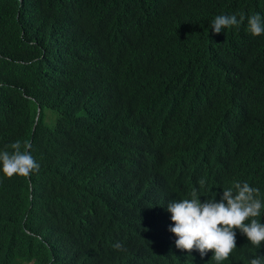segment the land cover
<instances>
[{"label":"trees","instance_id":"16d2710c","mask_svg":"<svg viewBox=\"0 0 264 264\" xmlns=\"http://www.w3.org/2000/svg\"><path fill=\"white\" fill-rule=\"evenodd\" d=\"M239 13L264 0H0V151L39 165L0 164V264H212L167 205L237 182L264 204V35L210 27ZM234 231L220 264L264 257Z\"/></svg>","mask_w":264,"mask_h":264},{"label":"clouds","instance_id":"9594fccd","mask_svg":"<svg viewBox=\"0 0 264 264\" xmlns=\"http://www.w3.org/2000/svg\"><path fill=\"white\" fill-rule=\"evenodd\" d=\"M247 21V30L254 37L264 35V19L260 14L245 16L244 13L218 15L211 22L214 34L229 28H239ZM13 151H0V164L5 176L28 177L38 171L39 165L31 155V144L16 141L10 145ZM23 148V151L21 150ZM204 187L205 180L198 181ZM198 189H193L190 198L170 201L167 211L171 214L169 231L177 237V249L191 253L197 250L201 257L213 252L212 264L226 261L236 248V232L244 234L251 245L259 248L264 244V224L257 217L264 207L258 198L259 190L247 182L235 183L223 190V195L201 203ZM120 249V244L114 245ZM208 261V260H207ZM215 261L217 263H215ZM250 264H264V257L255 256Z\"/></svg>","mask_w":264,"mask_h":264}]
</instances>
